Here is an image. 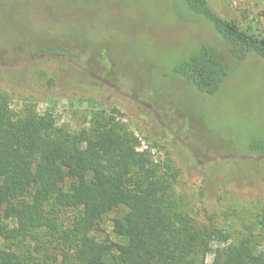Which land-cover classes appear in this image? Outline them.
Segmentation results:
<instances>
[{"label":"rangeland","instance_id":"rangeland-1","mask_svg":"<svg viewBox=\"0 0 264 264\" xmlns=\"http://www.w3.org/2000/svg\"><path fill=\"white\" fill-rule=\"evenodd\" d=\"M206 1L223 19L264 38V0ZM201 43L228 61L211 23L181 1L0 0V92L14 112L32 103L40 127L49 114L70 133L87 128L96 111L116 107L136 151L177 171L174 212L196 227L213 224L235 242L246 235L244 226L258 233L264 207V157L247 151L248 142L264 139V60L248 54L230 61L232 74L204 96L172 73ZM229 168L233 176L241 171V183L228 184ZM122 213L102 217L100 241L121 242L112 227ZM78 214L64 211L61 221L67 227ZM57 238L37 229L5 246L23 264H71L72 252ZM225 246L210 242L205 262Z\"/></svg>","mask_w":264,"mask_h":264},{"label":"trees","instance_id":"trees-1","mask_svg":"<svg viewBox=\"0 0 264 264\" xmlns=\"http://www.w3.org/2000/svg\"><path fill=\"white\" fill-rule=\"evenodd\" d=\"M173 1L211 23L228 53L227 61L213 45L201 43L172 68L197 93L216 94L233 72L232 60L248 54L264 60V38L223 19L206 0ZM119 117L124 114L116 107L99 110L87 128L70 133L45 114L40 127L32 103L16 113L0 92V264H23L5 242L37 229L68 245L71 264H264V250H257L264 247V207L255 223L258 233L253 225L244 226L246 235L235 242L213 224L196 227L174 212L177 171L168 164L162 169L146 152L136 151L138 141L116 121ZM247 151L264 157V139L248 142ZM232 172L229 168L228 184L241 183V171L237 177ZM117 208L123 213L113 219L112 234L121 242L100 241L102 217ZM67 210L79 214L65 227L61 220ZM10 222L15 227L9 228ZM212 241L226 246L206 263Z\"/></svg>","mask_w":264,"mask_h":264}]
</instances>
